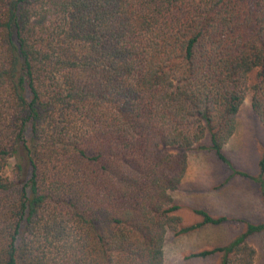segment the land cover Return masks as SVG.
I'll list each match as a JSON object with an SVG mask.
<instances>
[{"label":"trees","instance_id":"1","mask_svg":"<svg viewBox=\"0 0 264 264\" xmlns=\"http://www.w3.org/2000/svg\"><path fill=\"white\" fill-rule=\"evenodd\" d=\"M251 72L264 125V0H0V264H163L168 230L227 219L182 223L196 147L264 201V151L257 175L223 153ZM263 229L190 256L251 264Z\"/></svg>","mask_w":264,"mask_h":264},{"label":"rangeland","instance_id":"2","mask_svg":"<svg viewBox=\"0 0 264 264\" xmlns=\"http://www.w3.org/2000/svg\"><path fill=\"white\" fill-rule=\"evenodd\" d=\"M254 80V72H251L244 99L236 114L235 132L225 146V152L235 165L233 166L235 169L246 164V168L251 171L257 170L255 162L264 151V125L254 114L250 100ZM208 140V135H206L201 143H206ZM13 163L14 158L11 157L5 169L6 174H11ZM235 180L238 193L254 201L257 206L259 204L258 185L242 177H236ZM256 218L264 220V205L258 209ZM245 229L244 222L233 219L219 225L204 224L180 235H174L172 230H168L163 246V264H221L222 252H215L207 256H190V254L215 245H224L233 237L244 232ZM246 241L255 250L251 264H264V229L248 235Z\"/></svg>","mask_w":264,"mask_h":264},{"label":"crops","instance_id":"3","mask_svg":"<svg viewBox=\"0 0 264 264\" xmlns=\"http://www.w3.org/2000/svg\"><path fill=\"white\" fill-rule=\"evenodd\" d=\"M202 144L208 146L210 141L208 140V142ZM226 144L223 147V153L230 160L225 152ZM260 158L255 162L257 166L256 171L248 170L246 164L240 165L237 167V170L257 175L260 170ZM236 177L248 179L258 185L257 197L259 204L257 206L254 204V201L238 193V189L235 186ZM234 180L235 182H233ZM173 197L180 204L178 213L185 225L202 220V215L195 212V209H203L214 217L225 216L227 218L226 221L234 219L245 224L246 222L254 224L264 222L263 219L256 218L258 209L264 205V201L260 195L259 183L249 177L233 173L226 163L219 159L210 148L191 149L188 152L185 173L181 179L179 189L173 192Z\"/></svg>","mask_w":264,"mask_h":264}]
</instances>
